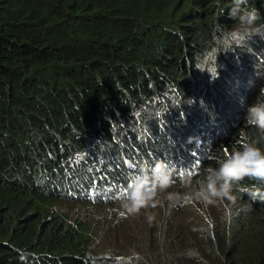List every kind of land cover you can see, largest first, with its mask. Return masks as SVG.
<instances>
[{"label":"trees","instance_id":"trees-1","mask_svg":"<svg viewBox=\"0 0 264 264\" xmlns=\"http://www.w3.org/2000/svg\"><path fill=\"white\" fill-rule=\"evenodd\" d=\"M230 3L0 0V264H264V185L197 195L226 153L264 148L245 118L264 38L221 52L215 79L193 66L234 26ZM249 6L264 23V0ZM158 160L170 183L133 207V176Z\"/></svg>","mask_w":264,"mask_h":264},{"label":"clouds","instance_id":"clouds-1","mask_svg":"<svg viewBox=\"0 0 264 264\" xmlns=\"http://www.w3.org/2000/svg\"><path fill=\"white\" fill-rule=\"evenodd\" d=\"M219 3V0H218ZM224 9L221 8V12ZM228 15L235 21L219 36L213 38V43L196 54L194 67L202 72H207L211 79L219 76L218 57L221 52H235L241 48L254 35L264 38V23H257L258 9L249 6V0H231L227 9ZM193 99H191V102ZM203 103V101H201ZM245 118L250 124L264 130V100H257L246 104ZM183 116V112H181ZM191 139V137H190ZM172 169L163 160L155 163L145 161L141 170L132 178L128 200L134 207L137 203L136 192L138 189H147L149 184L166 187L170 183ZM244 176L255 178L264 185V148L256 141L243 142L239 148H234L230 154L218 161L217 167L205 169L203 180L197 195L206 202L213 199H227L235 202L239 188L240 191L250 193L254 197L260 194V189L253 186L239 187L237 182ZM264 198V195L261 196Z\"/></svg>","mask_w":264,"mask_h":264}]
</instances>
